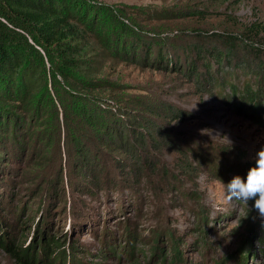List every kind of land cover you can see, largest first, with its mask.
<instances>
[{
    "label": "rangeland",
    "instance_id": "obj_1",
    "mask_svg": "<svg viewBox=\"0 0 264 264\" xmlns=\"http://www.w3.org/2000/svg\"><path fill=\"white\" fill-rule=\"evenodd\" d=\"M102 2L129 13L140 35L127 44L141 62L107 64L111 95L37 99L30 116L19 110L15 136L9 126L0 132V264H70L68 255L71 264L264 258L254 202H226L219 181L245 176L264 147V111L240 110L230 90L255 81L264 48L236 42L232 52L250 67L232 62L235 79L213 90L202 88L206 60L197 55L222 50L221 34L264 28V0ZM248 38L264 47V32Z\"/></svg>",
    "mask_w": 264,
    "mask_h": 264
},
{
    "label": "trees",
    "instance_id": "obj_2",
    "mask_svg": "<svg viewBox=\"0 0 264 264\" xmlns=\"http://www.w3.org/2000/svg\"><path fill=\"white\" fill-rule=\"evenodd\" d=\"M128 17L129 13L111 8L102 0H0V132L9 126L15 136L18 126L23 124L19 110H29L30 116L37 99L41 106L42 98L48 96L63 103L64 97L86 99L103 91L111 95L115 83L105 76L107 64L111 62L115 68L123 62H141L135 58L137 49L127 44L126 36L140 35ZM254 31L260 34L264 28L251 25L246 29L247 37L239 35L238 39L221 34L218 39L223 42L222 50L210 45L197 51L206 60L203 89L229 86L228 75L233 74L235 79L230 71L232 62L245 69L250 67L248 60L238 58L232 51L236 42H245L251 45V52H260L263 45L248 38ZM146 54L145 51L142 55ZM161 56L158 53L156 62H161ZM197 61L199 58L189 62V74L194 75ZM263 72L264 69L259 71L255 81L242 90L230 85L240 110L244 108L251 114L264 111ZM82 110L90 114L85 107ZM90 116L94 118L93 114ZM56 241L52 239L51 243L56 245ZM75 252L76 247L73 256ZM21 262L32 264L25 259Z\"/></svg>",
    "mask_w": 264,
    "mask_h": 264
},
{
    "label": "clouds",
    "instance_id": "obj_3",
    "mask_svg": "<svg viewBox=\"0 0 264 264\" xmlns=\"http://www.w3.org/2000/svg\"><path fill=\"white\" fill-rule=\"evenodd\" d=\"M224 187V199L228 203L235 201L249 204L258 213V217L264 220V147L256 152L254 163L245 176L236 175L228 183L219 180ZM251 264H264V258H253Z\"/></svg>",
    "mask_w": 264,
    "mask_h": 264
},
{
    "label": "bare ground",
    "instance_id": "obj_4",
    "mask_svg": "<svg viewBox=\"0 0 264 264\" xmlns=\"http://www.w3.org/2000/svg\"><path fill=\"white\" fill-rule=\"evenodd\" d=\"M184 41V40H183Z\"/></svg>",
    "mask_w": 264,
    "mask_h": 264
}]
</instances>
